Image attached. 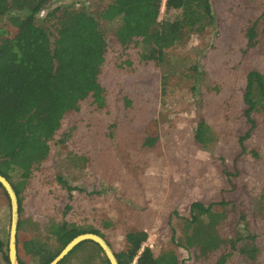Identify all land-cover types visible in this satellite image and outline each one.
<instances>
[{
	"label": "rangeland",
	"instance_id": "rangeland-1",
	"mask_svg": "<svg viewBox=\"0 0 264 264\" xmlns=\"http://www.w3.org/2000/svg\"><path fill=\"white\" fill-rule=\"evenodd\" d=\"M109 1L50 0L35 22L53 33L47 14L55 7L76 2L93 13ZM209 2L213 24L169 48L161 64L139 59L140 47L122 49L111 35L113 25L99 23L108 45L99 75L105 105L95 110L83 101L67 113L50 141L48 158L25 182L16 239L22 262L36 260L27 252L30 244L53 251L57 245L49 225L72 219L101 234L113 252L122 247L125 231L137 230L145 233L143 246L154 255L171 239L179 244L182 264H213L194 258L193 249L183 245V218L196 200L203 206L242 201L250 212L247 230L257 235L261 252L253 261L235 254L227 264H264L257 209L264 193V114L242 140L255 157L239 153L236 141L247 128L240 100L244 73L264 70V38L247 48L243 29L264 0ZM175 14L160 5L158 20ZM200 119L215 134L208 148L197 147L192 139ZM150 122L155 124L154 141L145 147ZM60 140L66 143L60 145ZM8 227V200L0 198V241L6 254ZM90 249H78L62 264H86ZM92 257V264H105L97 250ZM0 264L5 263L0 259Z\"/></svg>",
	"mask_w": 264,
	"mask_h": 264
},
{
	"label": "trees",
	"instance_id": "trees-1",
	"mask_svg": "<svg viewBox=\"0 0 264 264\" xmlns=\"http://www.w3.org/2000/svg\"><path fill=\"white\" fill-rule=\"evenodd\" d=\"M49 2L0 0V175L10 183L18 200L25 182L48 158L50 141L64 116L78 110L83 101L95 110H102L105 105L99 75L108 45L100 22L113 25L111 35L122 49L140 47L139 59L157 64L163 63L169 48L213 24L209 0H110L93 13L71 2L47 14L54 24L53 33H49L35 22ZM160 5L164 12L174 10L176 14L171 19L158 20ZM243 37L247 48L264 38V4L244 27ZM240 100L247 128L236 139L239 153L255 157L256 153L246 149L242 140L256 127V117L264 114V70L250 69L244 73ZM154 130L153 122L146 125L142 146L152 144ZM193 132L192 139L199 148H208L214 142L215 134L203 119L198 120ZM14 177L18 180L15 184ZM0 194L6 203L1 187ZM259 201L258 215L264 229V193ZM249 214L242 201L234 204L217 201L203 206L193 200L183 218V245L193 249L194 258L213 264H227L235 254L253 261L261 248L254 240L257 235L247 230ZM78 223L72 219L51 223L48 232L57 246L50 251L39 244L28 245L27 252L36 258L33 264L49 263L78 234L92 233L102 238L90 226ZM145 238L142 231H125L122 247L114 252L117 264L129 263ZM178 246L170 239L157 255L143 247L136 263L182 264L176 252ZM80 248L92 250L86 254V264L93 263L95 250L102 254L97 245L86 241L71 249L58 264ZM16 250L18 263L25 264L18 257V246ZM0 259L8 264L2 241ZM103 261L106 264L105 257Z\"/></svg>",
	"mask_w": 264,
	"mask_h": 264
},
{
	"label": "water",
	"instance_id": "water-1",
	"mask_svg": "<svg viewBox=\"0 0 264 264\" xmlns=\"http://www.w3.org/2000/svg\"><path fill=\"white\" fill-rule=\"evenodd\" d=\"M0 187L5 193L8 205H9V227L7 236V262L8 264H19L17 260V250H16V234L18 226V199L17 196L10 185V183L0 175ZM92 242L100 249L102 255L107 260V264H117V259L114 255L113 250L107 243L98 235L92 233H82L74 236L71 240L60 250V252L47 264H58L61 262L77 245L82 242Z\"/></svg>",
	"mask_w": 264,
	"mask_h": 264
},
{
	"label": "built area",
	"instance_id": "built-area-1",
	"mask_svg": "<svg viewBox=\"0 0 264 264\" xmlns=\"http://www.w3.org/2000/svg\"><path fill=\"white\" fill-rule=\"evenodd\" d=\"M144 244V243H143ZM143 244L141 245V247H140V249H139V251L137 252V254L131 259V261L129 262V263H127V264H137L136 263V259H137V256H138V254L142 251V249H143Z\"/></svg>",
	"mask_w": 264,
	"mask_h": 264
}]
</instances>
